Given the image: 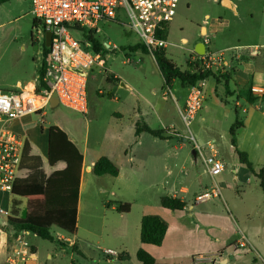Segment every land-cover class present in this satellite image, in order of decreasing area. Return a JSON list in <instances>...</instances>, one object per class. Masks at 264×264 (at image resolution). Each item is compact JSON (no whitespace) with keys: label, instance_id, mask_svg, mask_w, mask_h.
<instances>
[{"label":"rangeland","instance_id":"rangeland-1","mask_svg":"<svg viewBox=\"0 0 264 264\" xmlns=\"http://www.w3.org/2000/svg\"><path fill=\"white\" fill-rule=\"evenodd\" d=\"M29 1L9 0L0 5V23L5 22V26L0 28V83L16 85L18 80H23L25 82L21 85H24L28 81H33V77L39 73L43 65L45 43L43 39H37V29H42L43 24L33 26L34 17L25 5ZM235 1L239 4V16H234L233 11L225 9L220 0H180L176 15L164 28L165 39L169 43L164 49L166 58L182 70L189 69L190 64L193 65L197 59L192 48L196 43L202 42L200 33L202 26H206L212 38L210 50L214 53L225 51L226 57L232 54L234 45L256 42L258 28L262 22L251 20L247 11L253 7L261 11L264 0ZM118 21L102 23L99 26L102 32L101 39L115 44L118 48L108 50L104 58L105 64L94 66L88 72L87 113H79L57 105L46 108L44 117L37 114L27 116L33 121L30 127L34 130V135H27L25 144L30 142L35 152L42 155L46 169H49L46 152L39 150V146L45 147L48 144L49 130L52 132L51 146L63 141L57 130L62 131L65 139L74 144L79 152L85 154L86 164L110 155L117 159L122 155L123 161H127L128 156L126 158L123 152L134 142L129 134L134 112L131 107L124 104L127 99L136 105L149 107L152 125L158 129L161 122L154 109L148 105V100L157 105L159 109L157 112H160V119L167 127L166 130L174 136L166 141H159L154 157L147 159L146 162L141 160L132 164L127 162L125 167L128 173H124L122 177L97 176L94 173L88 175L80 201L70 204L78 209L76 233L61 232L66 239L77 243L76 246L67 242L64 244L57 238L48 241L38 236H29L30 241L37 246L38 258L43 263L68 264L72 259L74 264H141L137 260L136 251L142 248L140 240L142 217L160 215L163 219L171 221L169 216L162 213L160 198L168 195L176 184L183 183L181 185L190 187L192 192L197 191L200 188L198 178L202 174L203 186H207L205 190H210L214 186L202 159L198 156L195 163L190 155L194 146L191 133L197 139L204 137L201 144L215 139L229 152L233 146L230 127L237 117L235 99L227 96L225 90L217 85L221 88V99L223 97L228 102L215 103L214 95L209 93L213 84L210 80L206 86L208 95L204 101V109L196 113L188 129L173 99V94L178 97V90L182 89L181 82L176 80L171 90L165 87L155 57L141 49H131L140 42V38L128 26L129 20L126 15L123 13L119 15ZM183 37L188 39L187 44L182 42ZM125 81L132 86L123 87ZM0 89L8 92L12 88L7 86ZM183 89L184 93L187 92L185 88ZM205 107H208L209 111L205 110ZM117 112L124 114L119 117ZM246 117L247 114L241 113L239 119ZM180 134L187 135L189 139V143H185L184 151L179 149L182 143ZM241 134L240 143L258 173L264 168L262 109L253 114L248 128ZM204 154L208 155V150L205 149ZM222 161L225 170L218 178L225 177L224 179L232 183V177L235 175L234 159L229 157L228 160ZM258 188V192L260 190L264 194L262 187ZM234 194L236 195V190L233 191ZM10 200L9 194L0 193V206L8 205L7 209H10ZM215 200L222 206L225 205L223 199ZM23 201L25 209L26 201ZM104 202L110 204L106 207ZM123 202L130 205L129 212L121 213L111 208L113 203L118 205ZM180 224L184 225V222L181 221ZM52 232L56 234L60 231L55 229ZM106 250H113L121 256L123 253L127 254L131 259L118 258L116 255L107 254ZM56 252L59 258L55 257V260L50 261L48 255H56Z\"/></svg>","mask_w":264,"mask_h":264},{"label":"crops","instance_id":"crops-1","mask_svg":"<svg viewBox=\"0 0 264 264\" xmlns=\"http://www.w3.org/2000/svg\"><path fill=\"white\" fill-rule=\"evenodd\" d=\"M224 2H226V4H224ZM220 3L225 9L233 11L234 16H239L240 8L237 1L220 0ZM30 4H31V0L27 4H25L29 10L28 11L29 13L31 10ZM247 13L251 20L256 19L258 23L262 22L261 26L258 28V33H259L258 39L256 42L253 43L237 44L234 45L233 47L264 45V41H263L264 40V3L261 11L253 7L250 10H248ZM34 21L35 19H33V26H35ZM4 26H5V22H1L0 28ZM203 31H208L206 26L201 27V32ZM182 42L187 44L188 39L186 37H183ZM201 44L202 42L196 43L192 48L193 52L196 55H199L196 53V49L198 48L200 49ZM228 58L230 62H229V67H227L226 71L233 68V73L230 80V88L231 91L234 92L233 95L229 97L235 99L234 105H235V110L236 109L239 110L238 116H240L241 113H245L247 114V117L245 119H240L243 122V126L240 127L236 132V144L235 145L232 144L233 146L231 152H229V150H227L221 142L218 143L221 159L228 160L229 157H233L234 159L233 172L235 173V175L232 177V181H231L232 183H229L227 179H224L225 177L218 178L219 176L218 175L212 178L209 175L212 178V182L216 183L221 189V196L218 198L223 199L225 205L222 206L220 203H218L215 200L218 198H214L202 202L195 201V197L198 194L202 193L207 187V186L206 187L203 186L204 178L202 174H200V178H198L200 180V188L197 191L192 192L190 187L186 185H181L183 183L174 185L168 195H172L174 197H178L182 199L186 203L185 208L181 211L172 212L173 210L166 209L161 206L162 213L165 216H169L171 220V221H167L166 219H163L160 215H157L168 224L167 234L165 236L162 246L157 247V246L141 243V247L144 248L145 251H148L150 254L154 256L156 260V264H209L207 263V260H199V259L195 260V257L212 256L214 260L215 254L220 251L223 252V257L220 260V264H264V194H262L260 190L259 192L257 190L258 186H261V181L260 178L255 173H253L244 164L240 162L237 153V149L244 152V149L240 143L241 142L240 137L242 135L241 133L248 128L251 118L253 117V114L256 111L262 109V115H264V109H263L264 108V55L260 54L258 56H251L249 55V53H245L244 58H246V61L244 64H240L239 60L235 59L232 56H229ZM38 77H39V73L33 77L34 78L33 81H28L24 85L21 84H23L25 81L23 82V80H18L15 83L16 85H10V84L8 85L6 83H0V87L7 88V86H9V88H12L9 91H13V90L16 91L15 89L21 90L24 87L27 89H32L37 86L36 84ZM210 80L213 81L212 82L213 84L212 87L209 89V93L214 95L215 103L228 102V100L223 99V97L221 99L222 95H221L220 87L224 89V86L221 85L222 83L217 84L216 82H214L215 80L213 79L206 80L205 82L204 101H206V97L208 95L206 86L208 85V82ZM174 82L172 86L174 85ZM249 82H252V89L254 88L258 90V91H253L255 96L258 97V100L254 103H247L245 97L242 96L243 91L241 89L244 88ZM123 85H124L123 87L125 88H127L128 85L132 86L128 81H125ZM217 85L220 87H218ZM181 87L182 89L178 90V97L177 95L173 94V99L175 100V104L178 107L179 112L181 109H183L188 94V86H185L181 83ZM183 88H185L187 92L184 93ZM171 89L172 87L169 90ZM180 100L182 101V103H180ZM204 101H203V105H201L202 108L199 111L204 109L203 108ZM124 104H126L127 107L128 106L131 107L132 112H134L133 114L134 120L131 121V124L129 125V134H131L134 142L130 144L128 146L129 148L125 149L123 152L126 158L128 156L127 161L126 160L123 161L122 155L120 159H117L113 155L107 156L119 168V174L116 178L122 177L123 175H125L124 173L126 174L128 173V169L125 167L126 166L125 164L127 162L129 164H132L138 160L146 162L147 159L154 157V154L157 151L159 145V141L163 142L174 136V134L166 130L167 127L160 119L161 117L159 114L160 112L159 113L157 112V110H159L157 105H154L152 102L148 100V105H150L151 108L154 109V113L158 115L159 121L161 122L160 123L161 127L158 129L152 125V118L150 116L151 112L148 111L149 107L146 106L142 107L139 104L136 105L129 99H127L126 102H124ZM205 110L209 111V108L205 107ZM123 112H117V115L119 117H122L124 114ZM32 122L33 121H31L29 117H25V118L16 119L12 123V128L17 133L21 134L24 137V148L22 150L23 152L21 159L22 176L18 180L25 179L29 174V169L24 165L23 159L25 155L24 150L26 147L25 138H27V135L28 136L34 135V130L32 129V127H30ZM139 123H141V125L146 124L153 130L163 131V136L165 139L154 137L147 132H142L139 133V135H136V127L137 125H140ZM120 134L121 133L118 134L119 138H121ZM51 136H52V132L49 130L48 144L45 147H42L41 145L39 146V150H43L44 152H46V162L49 169H46V166H44L46 164L43 158L42 161H43V169L45 170L47 175H51L55 171L64 170L67 168V164L65 162H59L55 166L49 165V146L51 142L50 140ZM191 136H193L194 139L196 138L195 135H193V133H191ZM200 138L201 139H197V138L195 139V141L199 144L203 142L204 137L201 136ZM180 139L182 143L179 146V149L184 151L186 148L185 140L188 139V136L185 134H180ZM39 144L41 143L39 142ZM29 145L31 147L30 155H36L42 157V155L35 152L34 147L33 145H31L30 142ZM193 149L194 146H192V150ZM80 154L83 156V162L81 168L82 175H81V183L79 189V199H78L79 201L81 199L83 189L86 186L85 185L86 177H88V175L92 173L93 165L98 160V159L92 160L90 164H86L85 154L81 152ZM246 154L249 158L248 153ZM192 159L194 160L195 163L198 161L197 156L195 158L192 156ZM254 168L256 167L254 166ZM262 189L264 190L263 187ZM234 190H236V195L235 194L233 195ZM0 193L9 194L11 196V200L9 204L10 209H7L8 205H5L6 207L0 206V208L7 210L9 213L8 216L0 215L1 216L0 219L2 220L0 221V264H8L7 259L13 252L15 246L17 245L16 239L18 236H22V238L29 241L31 245V251L33 252V255L31 256L27 264H47L40 262L38 258V248L29 239V236L34 234H31L30 232H23L18 234L16 237L12 236L11 238V236L5 230L8 218L13 216L12 212H13L14 201L20 203L17 209L19 210V216H21L25 212L29 201L40 200L42 199V197L39 196L17 197L12 195V193H6L1 191ZM23 200L26 201L25 209H23V204H24ZM104 203L106 204V207L110 204L108 202H104ZM70 204H74V203H70V202L47 203L46 207L47 209H62V208L72 207L73 205ZM116 206L117 205H114L113 203L111 208L115 210ZM181 221L184 222V225L180 224ZM55 229L60 231L57 228H53V230ZM54 235L62 243L67 242L69 244L71 243L70 245H75V246L77 244L71 242L70 239L69 240L66 239L64 235L61 233V231L57 232ZM242 240L245 241L246 247L234 252L232 246L239 243ZM57 254H58L57 252L56 255L49 254L48 259H50V261L55 260V257L56 259H58L59 255ZM113 255L118 256V258H120L121 256L120 254L117 253ZM122 255H124V253ZM128 259L129 260L131 259L129 255H128ZM70 261L71 262L68 264H74L72 259H70Z\"/></svg>","mask_w":264,"mask_h":264},{"label":"built area","instance_id":"built-area-1","mask_svg":"<svg viewBox=\"0 0 264 264\" xmlns=\"http://www.w3.org/2000/svg\"><path fill=\"white\" fill-rule=\"evenodd\" d=\"M180 0H31L30 13L36 24L42 23V29H37V39L45 43L46 32H51L48 52L44 56L45 71L39 91L23 88L19 91L5 92L0 89V191L11 193L14 184L22 176L21 159L24 148V137L12 128L14 120L32 114L41 117L46 115V108L54 95L58 105L76 112L87 113L86 87L88 72L94 66H103L108 50L118 47L101 39L100 24L117 22L122 13L129 20L128 26L136 32L140 42L148 52L164 50L169 46L165 38L158 36V31H164L165 26L176 15ZM119 22V21H118ZM205 52L197 55L204 69L225 72L229 67V58L225 51L219 53L210 50L212 38L208 31L201 32ZM102 40L106 52H94V43L90 39ZM185 44V43H184ZM230 56L244 64L245 53L251 56L264 55V45L248 47L236 46ZM245 52V53H244ZM205 82L201 81L190 86L180 115L189 129L191 120L202 108L204 101ZM252 91H258L252 89ZM51 107V106H50ZM194 142L196 156L202 159L207 173L212 177L220 175L225 170V164L220 157L219 144L212 139L206 144ZM208 150V155L204 150ZM221 196V189L214 183L210 190H204L195 197L196 202H202ZM0 215L8 216L7 210L0 208ZM17 245L8 257V264H27L33 252L31 245L22 236L17 237ZM235 251L246 247L245 241L232 246ZM107 254H116L106 250ZM212 256H196L195 260H207L209 264H220L223 252Z\"/></svg>","mask_w":264,"mask_h":264},{"label":"trees","instance_id":"trees-1","mask_svg":"<svg viewBox=\"0 0 264 264\" xmlns=\"http://www.w3.org/2000/svg\"><path fill=\"white\" fill-rule=\"evenodd\" d=\"M8 0H0V4L6 3ZM36 26V22L34 21ZM165 31H158V36L165 38ZM94 52L103 51L106 52L102 45V40L99 38H93ZM132 50L141 49L146 53H149L146 47L139 42L135 46L131 47ZM48 52L44 46V56ZM154 57L164 78V86L171 88L174 81L179 80L183 85L190 86L197 83L213 79L217 84L223 82L224 90L227 96H232L234 92L230 88V80L233 73V68L227 72L214 71L210 69H204L200 61L196 59L193 65L190 64V68L186 70L180 69L173 62L168 60L164 55V50L154 52ZM45 65L41 66L39 70L40 81L44 76ZM120 81L119 79H117ZM41 85H37L36 89L39 91ZM247 103H254L258 100L252 91V82H249L244 88L241 89ZM224 99V98H223ZM236 121L230 127L231 142L236 144V132L243 126V122L239 119V110L236 109ZM61 143H55V145L49 146V165L55 166L59 162H65L67 168L64 170H58L51 175H47L43 169L42 157L36 155H30L31 147L27 143L25 147V155L23 159L24 165L29 169L28 176L23 180H18L13 187L12 195L17 197H29L39 196L40 200H31L25 212L19 216V210L17 207L19 202L14 201L13 204V216L7 220L5 227L6 232L11 236L16 237L23 232H30L44 240L54 241L56 239L53 228L59 229L61 232H67L75 234L77 230V207L74 205L68 208L62 209H47V203L55 202H70L77 203L79 199V189L82 175V162L83 156L78 152L79 150L65 139V134L57 130ZM147 132L154 137L165 139L163 131L153 130L148 125H137L136 135L139 133ZM237 153L240 162L244 164L249 170L255 173L261 181V186L264 188V168L258 173L256 172L253 164L250 162L247 154L237 149ZM92 173L97 176L110 175L118 176L119 168L106 156L100 157L93 165ZM161 206L173 211H181L185 208L186 203L172 195H166L161 197ZM116 210L125 213L129 212L130 205L128 203H119L116 206ZM168 224L157 215H145L141 220L140 240L141 243L153 246H162L165 236L168 230ZM121 259L128 260V255L124 254L120 256ZM137 260L142 264H156V260L152 254L145 251L144 248H139L136 253Z\"/></svg>","mask_w":264,"mask_h":264},{"label":"water","instance_id":"water-1","mask_svg":"<svg viewBox=\"0 0 264 264\" xmlns=\"http://www.w3.org/2000/svg\"><path fill=\"white\" fill-rule=\"evenodd\" d=\"M50 40H51V32L48 31L46 32V38H45V47L47 48L49 45H50ZM205 52V47L203 44L200 45V49H196V53L201 55ZM122 86H124L122 84ZM58 100L56 99V95H54V97L52 98L51 102H50V106L53 108V107H56L58 105ZM186 143H189V139H186L185 140ZM191 155L195 158L196 157V150L193 149L191 151Z\"/></svg>","mask_w":264,"mask_h":264}]
</instances>
